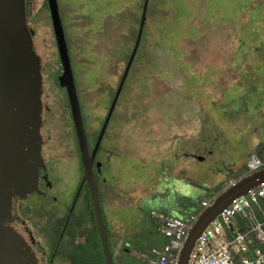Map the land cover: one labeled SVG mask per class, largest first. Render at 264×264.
Segmentation results:
<instances>
[{
    "label": "rangeland",
    "instance_id": "1",
    "mask_svg": "<svg viewBox=\"0 0 264 264\" xmlns=\"http://www.w3.org/2000/svg\"><path fill=\"white\" fill-rule=\"evenodd\" d=\"M144 1L59 0L92 145L133 51ZM27 2L47 61L43 161L53 186L50 201L26 200L24 222L48 253L39 207L65 212L83 172L47 0ZM137 54L97 165L116 255L154 195L184 196L189 188L213 201L248 175L250 157L264 145V0H150Z\"/></svg>",
    "mask_w": 264,
    "mask_h": 264
},
{
    "label": "water",
    "instance_id": "2",
    "mask_svg": "<svg viewBox=\"0 0 264 264\" xmlns=\"http://www.w3.org/2000/svg\"><path fill=\"white\" fill-rule=\"evenodd\" d=\"M83 167L106 264H113L94 161L139 51L150 0L144 1L136 43L115 93L95 148L90 152L58 0H47ZM27 0H0V264H44L29 235L15 223L16 199L38 191L45 143L44 47L31 25ZM264 183V167L220 192L193 225L179 264H189L197 239L232 202Z\"/></svg>",
    "mask_w": 264,
    "mask_h": 264
},
{
    "label": "built area",
    "instance_id": "3",
    "mask_svg": "<svg viewBox=\"0 0 264 264\" xmlns=\"http://www.w3.org/2000/svg\"><path fill=\"white\" fill-rule=\"evenodd\" d=\"M263 165L253 154L248 171ZM212 202L204 201L201 210L185 220L153 213L167 242L151 249L149 264H179L193 225ZM189 264H264V183L234 200L209 224L197 239Z\"/></svg>",
    "mask_w": 264,
    "mask_h": 264
},
{
    "label": "trees",
    "instance_id": "4",
    "mask_svg": "<svg viewBox=\"0 0 264 264\" xmlns=\"http://www.w3.org/2000/svg\"><path fill=\"white\" fill-rule=\"evenodd\" d=\"M144 37L145 30L142 42ZM124 90L125 89H123L122 93H124ZM85 195V210L78 215V218H76L75 221L72 219L69 223L64 225L65 229L63 236L59 237V233L54 231L52 239L53 252L50 264H53L57 258H63L69 264H106L91 198L87 188ZM99 197L101 202L100 193ZM202 201L203 198L198 196L185 198L175 195L171 199L163 200L160 205H155L149 209L142 208L139 223L136 228L137 232L125 241L120 255H116L114 252V244L107 226L101 202L113 264H149L147 259L150 256L151 249L154 247H161L167 242L162 234V226L153 216V213L164 214L168 217H177L185 220L190 215L198 213L201 210Z\"/></svg>",
    "mask_w": 264,
    "mask_h": 264
},
{
    "label": "flooded vegetation",
    "instance_id": "5",
    "mask_svg": "<svg viewBox=\"0 0 264 264\" xmlns=\"http://www.w3.org/2000/svg\"><path fill=\"white\" fill-rule=\"evenodd\" d=\"M59 6H60V4H59ZM60 11H61V8H60ZM60 75H59V77H60ZM59 77H58V81H59ZM75 83H76L77 93H78V97H79V91H78V87H77L76 80H75ZM79 101H80V97H79ZM80 105H81V101H80ZM81 110H82V106H81ZM82 116H83V110H82ZM71 117H72V115H71ZM83 121H84L85 130H86V135H87V138H88V144H89L90 152L92 153L93 150H94V148H95V145H96V142H97L98 137L96 139L95 144L92 145V143L90 141V138H89L88 129H87V126H86V123H85L84 116H83ZM110 123H111V121H110ZM44 129L46 131V122L44 123ZM74 129H75V127H74ZM75 134H76V131H75ZM106 134H107V132H106ZM106 134H105V137H106ZM76 140H77V136H76ZM45 142H46V140H45ZM77 143H78V140H77ZM102 150H103V147H102V144H101V147H100V149H99V151H98V153L96 155L95 161H94V172H95V175H96V178H97V182H98L97 165H98V161H99L100 155L102 153ZM78 151H79L80 163H81V167H82V161H81V156H80L79 145H78ZM256 151H257V155L258 156H261L264 159V145H259ZM44 157H45V143L43 145V159H42V165H41V177H40L39 189H38V191H36L33 194L29 195L25 199H16L15 223L18 226H20L29 235L31 242L35 245V247L37 248V250L42 254L43 260H44V264H50V261H51L50 259L52 257V252H53L52 251L53 250V240L52 239H53L54 231L59 233V237L60 236L62 237L63 236L64 229H65V226L64 225H66L67 223H69L70 220H72V219L75 221V219L78 218V215H80V213L85 210V208H86V201L84 200V198H86L85 193H86V188L88 189V187H87V183L82 184V179H83V173H82L81 182H80V184L78 186V189H77V191H76V193H75V195H74V197L72 199V203H70V205L68 206V209H66V211L64 209L65 212H63L62 214H60L59 212L57 213L55 211V209H50L48 211L49 208H46L45 206H40L39 207L40 210L42 211V215L44 214L43 216H44L45 222L47 223V227H46L47 229L44 230V232H43L44 234L43 235H44V237H46V240L49 243L50 251L48 253H46L44 251V249L40 246V244H38L36 242V240L34 238L33 231H31L26 226V224L24 222V220L29 221L28 220V217H26V214L28 215L29 213H31L30 207L27 206V205H25V202H26L27 199H29L32 196H37L39 198H44V199H46V201H48V200L50 201V199H51L50 191L49 190L52 188L53 185H52V180L50 179V176L51 175H50V172L48 170L47 164L43 161L44 160ZM82 172H83V167H82ZM191 187H192V184H191ZM206 195H208V194L206 193ZM178 196H181V195H178ZM193 196H195L194 195V192H192L189 188H187V194L184 195V196L182 195L181 197L191 198ZM172 197H173V195L171 193H166L165 196L164 195H160V194H158V196H155L154 195L152 198H150L147 201H145L146 204H143L142 206H140L139 213L141 212V209L142 208H145V209L152 208L155 205H160L163 200H165V199H171ZM81 203H85L84 204V208H82L81 210H78L79 204H81ZM45 210H47V211H45ZM21 215H24L26 218H23L22 219V216ZM52 228H54V229H52Z\"/></svg>",
    "mask_w": 264,
    "mask_h": 264
}]
</instances>
